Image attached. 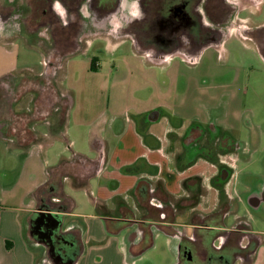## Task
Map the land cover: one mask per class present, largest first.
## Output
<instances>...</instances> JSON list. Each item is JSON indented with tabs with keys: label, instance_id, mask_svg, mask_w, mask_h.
Returning <instances> with one entry per match:
<instances>
[{
	"label": "crops",
	"instance_id": "obj_1",
	"mask_svg": "<svg viewBox=\"0 0 264 264\" xmlns=\"http://www.w3.org/2000/svg\"><path fill=\"white\" fill-rule=\"evenodd\" d=\"M3 46L12 54L18 52L19 56L16 44ZM204 55L196 63L187 57L182 58V62L198 67ZM134 58L143 66H157L163 71L169 69L171 76L175 75L171 73L175 64L172 56L159 60L143 55ZM8 59L11 60L10 67L0 73V81L7 75L31 72L28 65L21 68L19 58L14 65L13 57ZM180 74L186 76L185 72H180L170 80L171 87L175 85V79H180ZM27 76L36 77L34 74ZM4 81L12 82V79ZM144 82L148 83L146 79L142 84ZM142 91L143 87H137L128 93L130 98L145 99L141 106L134 103L123 110L113 106L84 121L79 118L72 121L74 100L68 91L60 90L55 99L42 93L38 98L40 102L36 103L33 98L23 109L14 108L3 114L0 111V145L5 147L12 160L15 157L22 160L20 174L10 183L4 202L8 211L0 216V264H47L45 248L28 238L33 215L47 209L45 207L58 208L65 215L63 228L78 230L81 235V252L67 264H140L138 258L142 249L131 242L138 226L156 225L157 231L167 235L162 227L172 224L187 227L195 215L214 211L220 200L217 180L223 157L220 151L216 148L210 151L207 145H213L217 133H226L237 140L228 132L230 126L216 122L207 126L208 101L203 92L192 94L189 88L184 91L162 89L143 98ZM58 96L67 99L71 105L65 128L67 139L75 147L72 149L81 154L86 152L78 150L77 146L81 149L89 147L87 152L91 155L88 158L98 163L86 188H75L71 179L63 177L70 167H60L61 163L70 161L72 156L62 158L59 164L50 168L42 162L45 147L53 145L55 138L53 123L57 116ZM20 111L30 119L33 116L35 121L24 120L26 127L13 132L9 116ZM209 129L212 136H203L202 132ZM94 141H97L96 148ZM51 168H61L57 178L63 177L62 182L58 184L56 178V187L47 193L45 203L40 204L34 194L48 183ZM62 200L67 211L64 206L59 207ZM161 201L166 206L179 205L175 215L161 210L164 208ZM41 248L43 252L37 261L35 249ZM261 257L259 252L254 264H263ZM172 258L171 264H177V256Z\"/></svg>",
	"mask_w": 264,
	"mask_h": 264
},
{
	"label": "flooded vegetation",
	"instance_id": "obj_2",
	"mask_svg": "<svg viewBox=\"0 0 264 264\" xmlns=\"http://www.w3.org/2000/svg\"><path fill=\"white\" fill-rule=\"evenodd\" d=\"M262 15L264 0H0V44L20 41L37 47L51 67L62 66L65 59L89 49L94 42L117 51L129 45L136 55L153 60L182 56L196 63L208 50L224 47L236 35L252 42L264 59V20L254 19ZM26 76L7 75L4 79L12 82L0 81L2 114L24 101L30 90ZM22 117L21 111L10 114V130L26 127L17 123ZM202 135L212 136L210 129ZM215 137L213 145L207 146L223 157L216 208L207 215H195L187 227L172 224L162 228L167 235L179 238L177 264H254L264 232L255 230L250 219L255 212L264 220V182L257 189L248 188L251 193L247 198L241 197L234 183L239 153L243 149L248 152L247 147L226 133ZM67 172L71 174L70 168ZM68 173L63 177L71 179ZM63 177L57 178L58 184ZM62 203L59 207L67 211L65 201ZM162 204L161 210L173 215L179 209V205ZM42 212L61 214L65 220L58 208L39 211L30 222L29 240L45 248L47 264L73 261L82 249L79 231L63 226L53 229V220L40 217ZM157 227L138 226L131 242L139 248L147 236L152 241Z\"/></svg>",
	"mask_w": 264,
	"mask_h": 264
},
{
	"label": "rangeland",
	"instance_id": "obj_3",
	"mask_svg": "<svg viewBox=\"0 0 264 264\" xmlns=\"http://www.w3.org/2000/svg\"><path fill=\"white\" fill-rule=\"evenodd\" d=\"M254 19L263 21L264 15ZM15 44L19 47V56L18 52L12 54L10 49L6 51L0 44V73L4 68L6 70L10 67L11 60L8 61L10 59L8 57H13V65L19 58L21 68L30 66L31 72L25 75L36 76L24 78L25 83L30 85V90H25L29 93L25 94L27 96L19 109L28 106L33 95L37 103L40 102L38 98H41L42 93L44 95L47 93L49 96L45 95L46 97L55 99L59 95V90L66 93L68 91L74 100L72 121L77 118L84 121L113 106L122 110L134 103L141 106L145 99H136L132 96L130 98L128 94L137 87L144 88V91L140 92L143 98L153 96L162 89L184 91L189 88L192 94L203 92L207 95L208 101L207 126L212 122L230 126L228 132L242 145H246L247 150L249 149L248 152L243 149L239 153L237 178L234 183L236 192L247 198L251 193L248 188L257 189L264 182V59L252 42L235 35L224 47L208 50L198 67L184 65L182 56H174L175 64L171 68V73L175 74L173 76L169 69L163 71L157 66L153 68L150 65L143 66L134 58L136 53L129 45L117 51L102 42H94L89 49L65 59L62 66L58 67L59 64L51 67L44 52L37 47L20 41ZM93 60L96 61V69L93 68ZM149 67L152 70H149ZM180 72H185L186 76L180 74V79H175V85L171 87L170 80ZM144 79L148 83L142 84ZM22 114V118H17L20 119L17 123H21V126L31 120L35 121L33 116L30 119L24 115L25 113ZM23 120L27 121L24 123ZM68 140L55 137L53 145L45 147L42 162L47 163L50 168L59 164L62 158L73 156L76 151L72 148L75 147ZM247 143L250 144L247 146ZM76 148L86 152L81 154L89 157L90 153L87 152L89 147ZM9 156L5 147L0 145V216L1 213L8 211V205L4 202L10 190V183L20 174L22 162L18 157L12 160ZM12 166L14 168L11 170ZM83 214H86V211H83ZM262 216L253 212V219H250L255 230L260 232H264ZM153 232V243L147 236L143 245L139 246V249H145L138 258L139 263L171 264L172 257H176L178 253L179 238L161 234L155 228ZM261 237L263 246L260 254L264 264V233ZM150 246L152 247L149 248ZM42 252V248L35 249L37 261Z\"/></svg>",
	"mask_w": 264,
	"mask_h": 264
},
{
	"label": "trees",
	"instance_id": "obj_4",
	"mask_svg": "<svg viewBox=\"0 0 264 264\" xmlns=\"http://www.w3.org/2000/svg\"><path fill=\"white\" fill-rule=\"evenodd\" d=\"M95 63L96 61L93 60V68L96 66ZM59 99L60 100L57 108L58 110L56 112L57 116L55 117V121L53 123V133L56 138L63 137L64 139H67L65 126L68 120V114L71 109V105L68 103L67 99L62 97ZM93 147H97V141L93 142ZM62 165H69L71 174L68 172L67 173L70 174L68 176L73 180L75 188H86L89 178L96 173L98 167V163L92 162L88 157L79 153H74L72 159L70 161L62 162L60 167H62ZM60 169L61 168L56 170H53V168L49 169L48 173L50 179L48 183L35 192L34 196L40 204L45 203L47 193L56 187L55 180L57 178V172H59ZM67 173H65L64 176H66ZM150 242L153 243V241Z\"/></svg>",
	"mask_w": 264,
	"mask_h": 264
},
{
	"label": "water",
	"instance_id": "obj_5",
	"mask_svg": "<svg viewBox=\"0 0 264 264\" xmlns=\"http://www.w3.org/2000/svg\"><path fill=\"white\" fill-rule=\"evenodd\" d=\"M40 217H47L49 219H52L54 222L52 224L53 229H59L64 224V216L61 214H51V213L42 212V213H40ZM40 226H41V224H40Z\"/></svg>",
	"mask_w": 264,
	"mask_h": 264
},
{
	"label": "clouds",
	"instance_id": "obj_6",
	"mask_svg": "<svg viewBox=\"0 0 264 264\" xmlns=\"http://www.w3.org/2000/svg\"><path fill=\"white\" fill-rule=\"evenodd\" d=\"M17 27H19V26L17 25Z\"/></svg>",
	"mask_w": 264,
	"mask_h": 264
}]
</instances>
